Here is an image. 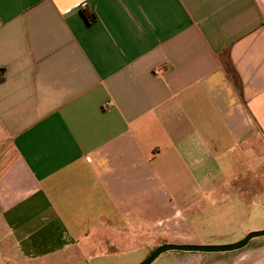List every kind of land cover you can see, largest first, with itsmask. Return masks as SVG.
Segmentation results:
<instances>
[{
  "label": "crops",
  "instance_id": "0c3cea01",
  "mask_svg": "<svg viewBox=\"0 0 264 264\" xmlns=\"http://www.w3.org/2000/svg\"><path fill=\"white\" fill-rule=\"evenodd\" d=\"M263 203L264 0H0V264H131ZM228 252L174 258L264 239Z\"/></svg>",
  "mask_w": 264,
  "mask_h": 264
},
{
  "label": "rangeland",
  "instance_id": "374dc122",
  "mask_svg": "<svg viewBox=\"0 0 264 264\" xmlns=\"http://www.w3.org/2000/svg\"><path fill=\"white\" fill-rule=\"evenodd\" d=\"M239 213L236 215V222L231 225V228L238 230L234 235H217L215 231V224L213 221L218 217H205L204 219L208 221L205 224L195 225L196 228L194 233L188 232V234L181 235H155L153 238H149L148 241L144 242L150 250H153L160 244L164 242H182L183 240H193L197 239L200 244H222L234 242L246 233L250 231H257L264 229V203L261 205H252L247 212L242 213L240 209ZM248 213V214H246ZM214 227V228H213ZM211 233L215 235H211ZM264 239V236H261ZM233 252V251H232ZM149 253V252H148ZM147 253V254H148ZM186 253L185 251H168L159 255L152 263L150 264H176L174 256L177 254ZM189 253H202V252H189ZM231 253V252H228ZM214 254V253H206ZM144 258V255H138L134 257V263L137 264ZM166 259V260H164ZM103 260H93L91 264H100Z\"/></svg>",
  "mask_w": 264,
  "mask_h": 264
},
{
  "label": "water",
  "instance_id": "95a60500",
  "mask_svg": "<svg viewBox=\"0 0 264 264\" xmlns=\"http://www.w3.org/2000/svg\"><path fill=\"white\" fill-rule=\"evenodd\" d=\"M261 236H264V229L257 231H250L240 239L230 243L200 244V243L166 242L155 247L152 251H150L147 254V256L143 260H141L137 264H150L159 255L168 251H185V252H202V253L233 251L244 247L251 239Z\"/></svg>",
  "mask_w": 264,
  "mask_h": 264
},
{
  "label": "built area",
  "instance_id": "2783aa9c",
  "mask_svg": "<svg viewBox=\"0 0 264 264\" xmlns=\"http://www.w3.org/2000/svg\"><path fill=\"white\" fill-rule=\"evenodd\" d=\"M166 69H167V68H166L165 66H164V67H160V68H156V69L153 70V73H154L155 75H158V74L164 72Z\"/></svg>",
  "mask_w": 264,
  "mask_h": 264
},
{
  "label": "trees",
  "instance_id": "16d2710c",
  "mask_svg": "<svg viewBox=\"0 0 264 264\" xmlns=\"http://www.w3.org/2000/svg\"><path fill=\"white\" fill-rule=\"evenodd\" d=\"M164 243H166V242H164ZM150 251H152V250H150ZM150 251H149V252H150Z\"/></svg>",
  "mask_w": 264,
  "mask_h": 264
}]
</instances>
